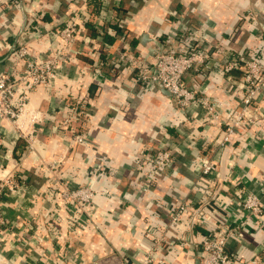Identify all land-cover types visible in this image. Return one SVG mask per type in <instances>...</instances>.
I'll list each match as a JSON object with an SVG mask.
<instances>
[{
    "label": "clouds",
    "instance_id": "1",
    "mask_svg": "<svg viewBox=\"0 0 264 264\" xmlns=\"http://www.w3.org/2000/svg\"><path fill=\"white\" fill-rule=\"evenodd\" d=\"M0 264H264V0H0Z\"/></svg>",
    "mask_w": 264,
    "mask_h": 264
}]
</instances>
